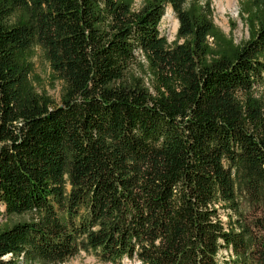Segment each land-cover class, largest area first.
I'll return each mask as SVG.
<instances>
[{"label":"trees","instance_id":"16d2710c","mask_svg":"<svg viewBox=\"0 0 264 264\" xmlns=\"http://www.w3.org/2000/svg\"><path fill=\"white\" fill-rule=\"evenodd\" d=\"M242 6L235 44L197 0H0V264H264V0Z\"/></svg>","mask_w":264,"mask_h":264},{"label":"rangeland","instance_id":"374dc122","mask_svg":"<svg viewBox=\"0 0 264 264\" xmlns=\"http://www.w3.org/2000/svg\"><path fill=\"white\" fill-rule=\"evenodd\" d=\"M200 4L209 7L212 11V20L223 36L233 39L235 44H241L250 36V28L245 21V15L242 14L243 2L246 0H197ZM140 0H135V6H138ZM178 19L170 6L166 7L165 14L161 20L159 30L161 35L165 36L168 43L176 40L178 30ZM30 63L31 71L29 73V85L33 87L36 93L50 98L53 102L59 103L63 91V83L50 69V65L40 49L30 51L26 56ZM143 62L145 60L142 59ZM257 96L264 93V89L255 90ZM226 221L225 215H222ZM21 218H13L18 220ZM229 258V252L223 250L219 255L220 264H225ZM62 264H110L99 259L95 252L79 251L74 257L69 258ZM116 264H139L137 261L124 258Z\"/></svg>","mask_w":264,"mask_h":264}]
</instances>
